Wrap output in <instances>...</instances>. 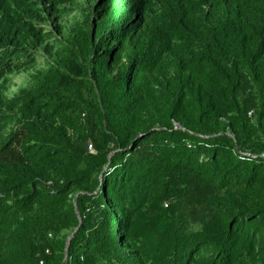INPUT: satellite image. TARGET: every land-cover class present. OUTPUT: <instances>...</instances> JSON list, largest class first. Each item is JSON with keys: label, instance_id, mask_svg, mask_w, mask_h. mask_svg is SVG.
<instances>
[{"label": "trees", "instance_id": "16d2710c", "mask_svg": "<svg viewBox=\"0 0 264 264\" xmlns=\"http://www.w3.org/2000/svg\"><path fill=\"white\" fill-rule=\"evenodd\" d=\"M262 156L264 0H0V264H264Z\"/></svg>", "mask_w": 264, "mask_h": 264}, {"label": "rangeland", "instance_id": "374dc122", "mask_svg": "<svg viewBox=\"0 0 264 264\" xmlns=\"http://www.w3.org/2000/svg\"><path fill=\"white\" fill-rule=\"evenodd\" d=\"M22 79H23V76L16 77L14 83L18 85V84L22 83V81H23Z\"/></svg>", "mask_w": 264, "mask_h": 264}, {"label": "built area", "instance_id": "2783aa9c", "mask_svg": "<svg viewBox=\"0 0 264 264\" xmlns=\"http://www.w3.org/2000/svg\"><path fill=\"white\" fill-rule=\"evenodd\" d=\"M249 157H252V158H257V157H255V156H252V155H248ZM262 158H264V156H262Z\"/></svg>", "mask_w": 264, "mask_h": 264}]
</instances>
